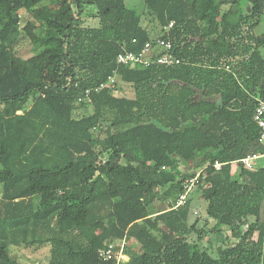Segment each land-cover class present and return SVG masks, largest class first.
<instances>
[{"label": "trees", "instance_id": "trees-1", "mask_svg": "<svg viewBox=\"0 0 264 264\" xmlns=\"http://www.w3.org/2000/svg\"><path fill=\"white\" fill-rule=\"evenodd\" d=\"M144 4L161 30L174 22L159 36L184 62L119 68L134 96L94 91L79 102L93 111L76 117L78 97L117 54L151 38L141 15L126 0H0V264H20L10 244L45 242L49 264H116L97 252L116 239L138 244L120 264H264V167L232 162L264 151L253 119L264 94V33H254L264 0ZM87 11L98 27L84 25ZM23 36L28 58L15 53ZM195 159V185L222 239L213 252L189 222L191 200L176 205Z\"/></svg>", "mask_w": 264, "mask_h": 264}, {"label": "rangeland", "instance_id": "rangeland-1", "mask_svg": "<svg viewBox=\"0 0 264 264\" xmlns=\"http://www.w3.org/2000/svg\"><path fill=\"white\" fill-rule=\"evenodd\" d=\"M40 5H43L44 7H49L48 2L46 1H44ZM126 5L128 8H132L136 10L141 15V25L148 31L151 38L157 37L162 33L161 25L159 24L156 17L145 9L144 0H126ZM225 7L226 6H224L223 9ZM24 13L25 12H22V14ZM85 14H86L85 22H84L85 26H91V27L99 26V20L94 11H87ZM254 33L255 34L264 33V16L261 18L259 24L254 28ZM262 51L264 54V48H262ZM15 53L22 58H28L33 54V46L29 42V40L23 36L20 38L18 44L15 47ZM243 57H244L243 54H239L230 60L228 59L230 62L229 64L230 68L225 67L227 64V63L224 64L225 62L222 65L224 66L225 70H229L231 68L233 69V67H235L236 64L238 66L240 63H242ZM203 60H204L203 63H205L206 57H204ZM112 93L116 96L133 97L135 94V90L130 83H126L124 81L122 82L120 78H117L116 87L112 91ZM31 103H32V98L27 101V103L24 106V109H27L31 105ZM92 111L93 108L90 103L84 106L80 103H77L74 111V116L80 117L82 115H87ZM98 136L103 137V133L101 132ZM196 163H197V159L191 161V163H189V166L191 171H196L197 173L200 167L197 166ZM259 164L262 165V159L259 160ZM236 167L237 166L235 165L234 170L236 169ZM2 189L3 187L2 184L0 183V206H1ZM109 193L112 197H116V192L114 191L111 185H109ZM186 198H189L191 200L189 222L191 223L195 222L196 227L202 229L203 233L206 234L205 237L202 239V243L205 245L211 244L212 246L211 252H213L214 248L221 244L222 239L217 233L212 232L211 230L214 221L207 216L205 200L201 198V191L199 187H196V185L192 186V189L188 193V195H185L184 199ZM170 201H171L170 199L165 201H156L151 206V210L157 213L158 211L167 208ZM253 237L254 238L256 237V233L253 235ZM110 242L118 246L121 243V240L116 239ZM127 247L130 251H134V250L136 251L138 249V244L135 240H129L128 244L126 245V248ZM50 248H51V244L49 242H45L41 244L36 243L33 245H26L23 243H19L16 245L10 244L8 247L11 258L15 259L20 264H49ZM125 261H127V257H123L122 262Z\"/></svg>", "mask_w": 264, "mask_h": 264}, {"label": "built area", "instance_id": "built-area-1", "mask_svg": "<svg viewBox=\"0 0 264 264\" xmlns=\"http://www.w3.org/2000/svg\"><path fill=\"white\" fill-rule=\"evenodd\" d=\"M174 22L170 21L167 25L163 26V32H169L173 29ZM184 60L173 52V39L163 38L157 36L147 40L140 50L130 51L122 50L115 58V67L107 75V77L100 83L86 88L82 95L77 99V102L86 101L89 99L92 92L100 91L101 89H109L113 91L116 87V81L118 78V69L121 67H149V66H173L183 63ZM226 68L229 66L226 64ZM253 119L260 127V141L264 145V94L258 99L257 105L254 110ZM262 159V165L259 164V160ZM240 162L242 166L247 169L254 170L258 166L264 167V151L261 153L249 154L241 159L232 161ZM222 163L215 161L213 166L219 168ZM201 170H199L194 177L186 180L184 186V192L180 195L178 203L184 201L187 192L197 182V177ZM123 247L124 241L116 246L112 242H108L104 247H100L97 252L98 256L103 260L114 259L116 264H120L123 260Z\"/></svg>", "mask_w": 264, "mask_h": 264}, {"label": "crops", "instance_id": "crops-1", "mask_svg": "<svg viewBox=\"0 0 264 264\" xmlns=\"http://www.w3.org/2000/svg\"><path fill=\"white\" fill-rule=\"evenodd\" d=\"M192 189V188H191ZM191 189L187 192V194L186 195H188V193L191 191ZM201 198H203V196H202V193H201ZM183 202V201H182ZM182 202H179V203H177L176 205H179L180 203H182ZM175 205V206H176ZM205 206H206V201H205ZM123 241H124V247H123V256L124 257H127V260H128V255L125 253V249H126V245H127V243H128V241H126L125 239H123ZM127 242V243H126ZM128 248V247H127ZM126 260V259H125Z\"/></svg>", "mask_w": 264, "mask_h": 264}]
</instances>
